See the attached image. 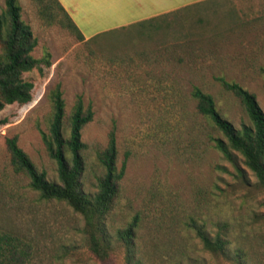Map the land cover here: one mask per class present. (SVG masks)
Returning a JSON list of instances; mask_svg holds the SVG:
<instances>
[{
    "label": "rangeland",
    "instance_id": "rangeland-1",
    "mask_svg": "<svg viewBox=\"0 0 264 264\" xmlns=\"http://www.w3.org/2000/svg\"><path fill=\"white\" fill-rule=\"evenodd\" d=\"M40 2L19 0L38 38L32 55L44 60L24 73L33 98L0 112V231L33 245L27 264H264V185L242 154L232 150L231 160L216 149L213 138L224 136L192 95L200 87L236 128L250 125L240 100L217 80L224 77L254 93L264 111V0H123L111 17L78 20L84 40L49 23ZM5 7L0 0V12ZM59 84L68 114L78 95L95 112L83 130V190L98 191L105 173L98 156L112 130L119 171L126 162L102 224L110 244L105 258L92 251L83 215L41 199L12 165L7 140L17 136L39 171L59 181L42 138ZM66 128L68 135V121ZM136 217L129 247L122 233ZM193 222L212 240L221 236L224 250H208Z\"/></svg>",
    "mask_w": 264,
    "mask_h": 264
},
{
    "label": "trees",
    "instance_id": "trees-1",
    "mask_svg": "<svg viewBox=\"0 0 264 264\" xmlns=\"http://www.w3.org/2000/svg\"><path fill=\"white\" fill-rule=\"evenodd\" d=\"M39 7L40 14L49 23L59 22L76 33L79 39H85L59 0L40 2ZM37 45L38 38L31 26L22 19L19 0H6V7L0 12V112L9 104H26L32 100L34 84L24 78V73L40 68L44 62L32 55ZM262 72L264 74V68ZM217 80L225 90L240 100L250 125L243 124L240 129L236 128L221 114L214 96L200 87H195L192 95L197 101L198 112L224 136L213 138L216 149L231 160L232 150L242 154L246 165L254 172L259 183L264 185V111L257 96L239 83L228 81L224 77ZM51 99L53 117L48 132H42V138L49 156L57 162L59 181H50L45 172L39 171L20 147L17 136L7 140L12 165L17 173H24L29 178L31 188L40 194L41 199L65 202L82 214L90 234L92 251L98 257L105 258L109 254L110 244L102 224L119 194L120 182L126 171V162L120 171L117 167L116 132L111 131L107 148L98 156L105 171L99 179L98 191L95 194L86 193L81 179L86 166L84 151L87 145L82 137L84 128L94 119L93 106L86 105L83 96L78 95L72 112L68 114L60 84L52 92ZM2 122L0 119V123ZM137 226L136 217L122 233L129 247L134 245ZM190 226L196 229L208 250H224L225 242L221 236L212 240L205 225L193 222ZM33 249V245L27 240L10 232L0 231V264H27L33 255ZM129 258H132L131 255Z\"/></svg>",
    "mask_w": 264,
    "mask_h": 264
},
{
    "label": "crops",
    "instance_id": "crops-1",
    "mask_svg": "<svg viewBox=\"0 0 264 264\" xmlns=\"http://www.w3.org/2000/svg\"><path fill=\"white\" fill-rule=\"evenodd\" d=\"M76 24L78 20L111 17L112 9L121 7L123 0H59ZM133 4L145 6V0H130ZM162 0H155V6ZM81 27V26H80ZM83 33V32H82ZM84 35V34H83ZM85 36V35H84Z\"/></svg>",
    "mask_w": 264,
    "mask_h": 264
}]
</instances>
